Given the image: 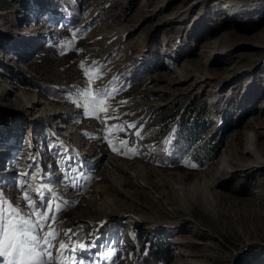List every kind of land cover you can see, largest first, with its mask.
Segmentation results:
<instances>
[{"label":"rangeland","instance_id":"1","mask_svg":"<svg viewBox=\"0 0 264 264\" xmlns=\"http://www.w3.org/2000/svg\"><path fill=\"white\" fill-rule=\"evenodd\" d=\"M154 42L162 60L144 70ZM85 69L93 93L112 90L99 119L74 103ZM204 105L210 133L238 119L217 160L200 170L149 160L151 131ZM1 117L0 193L37 235L55 229L53 244L75 247L65 264H134L137 233L169 244L168 264H264V161L248 150L264 152V0H0ZM115 159L122 170L105 172ZM205 186L212 211L171 201Z\"/></svg>","mask_w":264,"mask_h":264},{"label":"trees","instance_id":"2","mask_svg":"<svg viewBox=\"0 0 264 264\" xmlns=\"http://www.w3.org/2000/svg\"><path fill=\"white\" fill-rule=\"evenodd\" d=\"M148 66L158 65L162 60L161 54V44L159 42H154L148 52ZM161 59V60H160ZM154 65V66H155ZM23 85L28 88L38 89L43 91L50 97H54L63 102L67 101L63 97V93L59 88H55L50 84L40 82L32 78H25ZM206 107L205 105L197 111L193 110V116H181L177 119L175 123H170L165 125L160 130L157 129L151 131V135L154 143H148L149 152L151 160L154 164H159L162 166L167 165L170 159L178 158L179 163L188 166L189 163L196 165L192 169H204L211 163L217 160L219 153L221 152L224 145V135L227 130H232L235 128H228L231 123L237 121L235 116H227L222 120V126L216 132L210 133L206 122ZM190 112H187L190 115ZM3 126L6 128L10 124L9 119H4L1 117ZM148 137V135L146 136ZM147 145V146H148ZM173 163V164H172ZM169 163L171 165L177 164L176 161ZM135 243L137 246V255L134 264H168L170 259L171 250L170 245L168 248L161 242H149L145 240V237L137 233L135 236Z\"/></svg>","mask_w":264,"mask_h":264},{"label":"snow or ice","instance_id":"3","mask_svg":"<svg viewBox=\"0 0 264 264\" xmlns=\"http://www.w3.org/2000/svg\"><path fill=\"white\" fill-rule=\"evenodd\" d=\"M69 42V47H71ZM83 68V65H81ZM84 75L89 79L86 86L77 93V100L74 101L77 107L84 109V115L99 119V112H107L108 106L104 101L112 95V90L103 89L93 93L91 85L93 82L92 75L88 69H85ZM96 78H99L97 75ZM125 103V102H121ZM111 145V141H109ZM127 146V142H122L121 147ZM114 151L120 153V149L113 147ZM133 155L138 154L135 149H128ZM188 166L195 168L196 165L189 163ZM25 200L29 198L24 197ZM34 208L35 205L29 204ZM40 216L39 212L35 213ZM47 219V218H45ZM37 224L31 219L25 218L17 206L9 203L0 193V264H65V251H75V247L69 249L68 245L63 241H58L57 245L53 241H57L58 233L55 229L47 232L44 236L36 234ZM56 247L58 255L54 256L52 249ZM79 248L84 249V244H79ZM108 256L113 255L111 251ZM73 264H76L74 261ZM79 264H83L80 261Z\"/></svg>","mask_w":264,"mask_h":264},{"label":"bare ground","instance_id":"4","mask_svg":"<svg viewBox=\"0 0 264 264\" xmlns=\"http://www.w3.org/2000/svg\"><path fill=\"white\" fill-rule=\"evenodd\" d=\"M208 60H209V58H208ZM189 65H187L186 68H189ZM185 71H186V69H185ZM34 103H36V102H32V104H34ZM37 103H39V102H37ZM32 107L34 108V105H32ZM61 112L62 111L60 110L59 111V115H58L59 118H61V114H62ZM63 114H66L67 115L66 118H64V119H67L68 120V119L71 118L70 117V115H71L70 113L67 112V113H63ZM248 148H249L248 150L251 151L254 154V156H255V158L257 160H259L260 162L264 161V152L263 151H258L257 145L256 144H253V141H250ZM111 162H112L111 163L112 165L110 164L109 169H105L106 170L105 172L110 173V174L111 173L115 174V173H118L120 170H122L119 166H117L116 159L115 160H112ZM225 164H226V161H223L220 164V168L217 171V176L221 175L224 172V170L227 168L225 166ZM137 172H138V176L144 177V178L146 177L144 172H142V171H137ZM111 176H114V175H111ZM117 181L118 180L115 179L113 181V185L117 183L116 185H120L122 188H124L128 184L126 180H120L118 182ZM146 181L148 182V180H146ZM202 191H205L206 193H204ZM163 198H165V197H163ZM197 198H200L202 200V203H204V206H205L206 209L212 211V207H210L208 205V191H207V187L206 186L204 187V189L195 188L194 190H188V189L187 190L186 189L185 190H180L179 192L174 193V198H172L171 201L173 202L174 199L182 201L183 204H182V206H180L181 211H183L185 213H189V210H190V207L189 206H192L193 201L195 199H197ZM171 201H170V203H171Z\"/></svg>","mask_w":264,"mask_h":264}]
</instances>
